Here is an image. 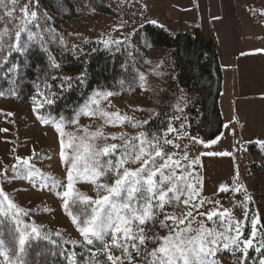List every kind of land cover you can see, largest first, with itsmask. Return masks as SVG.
<instances>
[{
    "label": "trees",
    "instance_id": "16d2710c",
    "mask_svg": "<svg viewBox=\"0 0 264 264\" xmlns=\"http://www.w3.org/2000/svg\"><path fill=\"white\" fill-rule=\"evenodd\" d=\"M148 2L149 0H38V7L33 8L30 5V11L35 10L38 13L35 23H38L39 27H34L33 24H29L28 27L32 32L39 33V36H33L29 40L28 34L22 33L21 41L29 40V44L20 52L13 51L9 55V49L5 48L3 58L0 59V96L22 103H32L35 114L38 118H43L41 121L72 124L70 121L79 118L77 114L89 103L95 92L113 93L103 101L107 102L108 106L111 100L125 95L134 93L146 95L148 88L145 85L144 70L152 66L151 71L147 69L145 71L151 79H157L155 111L148 118V123H143L134 132L131 131L133 122L123 121L122 126H127V129L118 128L111 133L110 139L114 134L124 133L128 137H134L142 131L148 134L149 139L152 135L160 137L166 135V138L173 140L174 144L176 140L185 136L198 137L204 141L216 139L224 128L219 105L223 73L217 42L213 37L206 38L199 26H192L184 32L172 34L163 26L145 22ZM25 3L26 0H18L16 11L12 16L8 15L12 9L11 0H3V3H0V31L7 29L10 33L15 32L25 19L24 14L19 10ZM247 13L251 18L261 19L264 24V13L256 11L251 13L250 10H247ZM105 19L118 24L123 31L131 32L130 38L114 40L119 43H111L106 47L103 43L106 40L98 37L87 38L70 25L72 22H79L85 30H89L93 23L98 24ZM96 30L93 28V34H97ZM12 42L15 43L14 35ZM151 51L161 52V59L157 64L150 63L148 53ZM50 56L55 58V63L61 65L59 70L50 66ZM82 72L86 73L83 79H73L67 83L61 79L69 76L76 78ZM45 82L51 86V91L56 95L52 97L53 103H43L42 107H38L37 105L42 102L38 93L44 90ZM62 83L64 87H61ZM169 126L177 131L168 133ZM111 140V144L123 143L119 139ZM244 147L245 177L252 181L253 196L241 187L239 192L235 191L234 186L230 184L227 192L218 189L216 194L212 195L214 199L211 204L214 205V201L230 202L228 210L232 217L234 218L235 214L243 216L239 220L244 222L241 239L249 237L250 221L257 217L254 247L248 249L247 258L243 259L242 264H258L260 257L264 255V249H261V253L255 251L257 241L264 239V206L260 204L259 208L256 201L261 196L264 197V194H257L255 190L264 186V141L246 142ZM173 150L172 145L165 146V151L173 152ZM110 158L115 161L119 158V153L114 157H99L102 162ZM174 159H178L177 155ZM127 164L128 168L135 166L131 161ZM200 172L202 183L207 187L208 175L204 171L202 176L201 167ZM191 175L195 177L194 174ZM100 182L105 181L101 178ZM107 182H111V178ZM87 186H89L88 190L76 186L74 193L79 191L92 197L93 200L96 199V185L90 183ZM171 195L169 193V196ZM73 199L75 195L70 197L69 205L73 213H76L77 209L71 208ZM117 200L126 201L127 195L123 194ZM78 207L80 211L90 213L95 205L81 203ZM182 208L181 204L166 205L164 213L173 215ZM206 211L208 212L209 208ZM245 211H247V219ZM32 214L31 211H26L25 215L22 211L19 217L24 224L40 226L42 235H47L48 239L33 240L32 247L25 257L28 264H69L65 256H70L73 250L76 253L73 260L83 264L85 257L80 255L83 249L79 246L73 249L71 244L65 243L82 241L83 238H74L61 227L39 222ZM159 218L163 219V214ZM201 218L206 220L204 226L209 229L215 228L219 231L223 223L218 217H213L215 224L207 220L206 216ZM166 223L169 225L168 228H161L156 224L152 229L153 232L161 237L167 235L174 228V224L172 220H167ZM10 232L11 229L5 225L4 235L9 239ZM57 232L60 235H56ZM111 240L112 237L108 236L109 244ZM157 246L158 244H149L150 249ZM65 249L68 250L67 253L61 255ZM111 251L115 256L121 255L119 249L113 247ZM217 253L225 262L241 264L240 258L243 253L239 251L233 255L221 248ZM10 257L15 261V256H11V253ZM139 259L134 258L133 264ZM0 264H7L2 255H0Z\"/></svg>",
    "mask_w": 264,
    "mask_h": 264
},
{
    "label": "snow or ice",
    "instance_id": "6c2138e0",
    "mask_svg": "<svg viewBox=\"0 0 264 264\" xmlns=\"http://www.w3.org/2000/svg\"><path fill=\"white\" fill-rule=\"evenodd\" d=\"M0 3H3V0H0ZM11 4L12 9L8 12L9 16L16 11L18 0H11ZM30 5L33 8L38 7V0H26L23 7L19 9L25 19L14 33H10L7 29L0 31V59L3 58L5 48L9 49V55L13 51L20 52L28 47L29 40L33 36H39V33L32 32L28 27L29 24L39 27V24L35 23L38 13L35 10L30 11ZM22 33H27L29 40L21 41ZM13 35L15 43L12 42ZM103 43L107 47L111 43L118 44L119 41L106 40ZM50 66L58 70L61 68V65L55 63V58L51 56ZM85 76L86 73L82 72L79 77L69 76L61 79L67 83L73 79H83ZM64 83L61 87H64ZM38 95L42 98V102L37 106L42 107L43 103H53L52 97L56 93L51 91V86L45 82L44 90ZM112 95V92H95L90 103L86 104L77 115H96L92 106L98 107L101 100H106ZM100 115L107 117V123L113 126L117 121L121 123L126 120L131 121V118L121 116L118 112L101 111ZM44 122L47 123V121ZM70 123H78V119ZM143 123L146 124L148 121ZM61 124H57V130L63 137L65 133ZM135 126L136 124L133 123V127ZM175 131L177 130L171 126L167 129L168 133ZM84 132L85 136L80 138L78 144L73 145V134H68L67 145L63 139L61 140V157L69 165L68 182L66 190L57 193L65 198L63 206L83 237L82 241H66L65 243L71 244L73 249L76 246L83 249L80 253L82 257H85L83 264H108V262L110 264H126V262L133 264L134 258L137 257L140 259L136 261V264H218V261L210 258H214L221 248L233 255L237 251L243 253L240 258L241 264L243 259L247 258L248 249L254 247L253 242L257 236L258 221L256 219L250 221L249 237L241 239L244 222L235 220L229 210L219 211L213 208L207 213H199L200 216H206L209 221H213V217H218L223 222L222 231H217L215 228L209 229L204 226L203 222L199 228L193 229L191 227L193 221H188L187 227L179 228V225L185 224L188 217L193 216L191 208L187 210L183 218L164 213L166 205L178 206L181 203L189 205L199 194L196 185L188 182L183 173L179 176L176 174V169L181 168L180 160L174 159L175 152L165 151L166 145L179 147L173 143V140L166 138V135L164 137L152 135L149 139L148 134L142 131L134 137H128L124 133L114 134L111 139L122 140V144L112 143L98 147L96 144L98 138L108 139L103 131L89 132L85 128ZM65 147L73 148L74 154L71 157L64 152ZM117 153H119V158L115 161L110 158L102 162L99 159L101 156L114 157ZM223 154L227 155V153ZM184 158H187L186 155ZM129 161L139 163L140 166L135 169L125 167ZM101 178L105 182H100ZM109 178L111 182H107ZM76 182L95 184L97 198L93 200L92 197L79 191L74 193ZM53 185H58L54 178ZM219 190L227 192L229 189L226 185H221ZM235 191L239 192L240 188H236ZM169 193L172 195L169 196ZM123 194L127 195V200L119 202L117 198ZM73 195L75 199L71 201V208H76V213L70 209L67 199ZM0 197H2L0 199V255L4 256L7 264H28L25 257L32 247L33 240L48 239V236L42 235L40 226L27 225L21 221L19 214L23 210L3 194L2 188H0ZM182 197L186 198L182 200ZM81 203L95 205V207L90 213H86L80 211L78 205ZM203 203L204 201L200 200L198 204H191V207L198 209ZM214 203L218 204L219 201ZM161 214H163V219L159 218ZM245 217L247 219V211H245ZM167 220L176 222V228L162 237L153 232L152 229L156 224L161 228H168ZM213 223L215 224L216 221ZM5 225L11 229L10 239L4 235ZM192 231H196L197 235L188 236L187 234ZM56 235L60 233L57 232ZM108 236L112 237L111 244L107 242ZM149 244H158V246L150 249ZM113 247L119 249L121 255H113L111 251ZM261 249H264V239L257 241V246H255L257 253H261ZM67 251L65 249L61 255H65ZM10 253L11 256H15V261L11 259ZM75 255L73 250L70 256H65L69 264H78L73 260ZM100 257H105V259H100ZM258 264H264V255L260 257Z\"/></svg>",
    "mask_w": 264,
    "mask_h": 264
},
{
    "label": "rangeland",
    "instance_id": "374dc122",
    "mask_svg": "<svg viewBox=\"0 0 264 264\" xmlns=\"http://www.w3.org/2000/svg\"><path fill=\"white\" fill-rule=\"evenodd\" d=\"M239 8L241 10L240 15L244 21L246 23L251 22L255 36H262L264 38V24L262 20L251 18L247 13V10H250L251 13L255 11L264 13V0H239ZM162 12L163 17L167 20L162 21ZM171 16L172 11L168 7L166 0H149L146 5L144 21L158 24L169 30L175 28V23L171 19ZM70 25H73V29L78 30L79 34H84L87 38L92 39L98 37L107 41L128 40L131 34V32L120 29L118 24L106 19L98 24L93 23L89 27V30H85L79 22H72ZM192 26L198 25H185L174 29L173 32L169 31L172 34H177L192 28ZM93 28L97 29V34H93ZM73 41L76 43L75 40ZM148 57L151 65L157 64L159 59H161V52L151 51L148 53ZM145 70V85L148 88L146 95H142L141 93L125 95L111 100L109 106L107 102L101 100L98 107L92 106V110L96 112V115H79L78 123L67 124L63 122L61 124V121H47L46 123L43 120L41 121L35 114L32 103H22L9 97L3 98L0 96V188L3 189V194L7 195L25 213L26 211H31L37 221L61 227L74 238H83L76 224L73 223L71 216L68 215L63 206L65 198L57 195L58 192L62 193L66 190L68 182L67 172L69 165L61 157V140L63 139L67 145L69 141L68 134H73V145L78 144L80 143V138L85 136L84 129L87 128L89 132L102 130L104 136L108 137V139L98 138L96 140L98 147L111 144V133L118 128L127 129V126H122V123L119 121H117L115 126L107 123V117L101 116V111L108 113L118 112L121 116L131 118V121L136 124L135 127L132 126L131 131H136L156 109L155 94L158 90L157 79H151L147 72L152 70V66L147 71ZM240 76L237 68L230 67L225 81L223 82L222 79L220 104L225 118L223 133L211 141H204L193 136H185L175 142V145L179 147L174 148L173 152L176 153L181 164V168L176 169V174L179 176L183 173L187 177L188 182L196 185L199 194L193 199L191 204H198L200 200L204 201L203 205L198 209L192 208L191 204L183 205L181 203L183 205L182 210L174 212L173 215L183 218L187 210L191 208L193 216L188 217L185 224L179 225V228L187 227L188 221H193L191 224L193 229L199 228L201 222L203 224L206 223V220H202L201 217L203 216H200L199 213H207V208L209 210H211L210 208H216L219 211H224L230 207V202L214 203V205L209 202L213 201L214 196L212 195L216 194V191L220 187L207 189L204 183L201 185L200 167L202 169V176H204V167L211 172V168L217 165L213 162L216 157H230L233 159V166L231 167L233 180L231 184L234 186V189L241 187L252 195V181L245 177L246 156L243 153L245 148L244 143L248 141L239 140L243 123L238 124L236 128V124L231 122L232 118L229 117L230 113H228L231 93L233 91L240 93L236 89L240 83ZM256 77V73L253 76L250 74L248 81L251 83L260 82ZM57 124H61L62 130L65 133L63 137L61 136V132L57 130ZM63 150L69 157L74 154L72 147H65ZM223 153H227V155ZM185 155L186 159L184 158ZM211 162L212 164H210ZM139 166V163H135V166H132L131 169L138 168ZM125 167L128 168V164ZM188 173L194 174L195 177L188 175ZM211 177L212 175H209L206 184L211 182ZM53 178L58 182L57 186L53 185ZM89 184L90 182H76L74 183V188L78 186L79 189L88 190L89 186L87 185ZM255 192L260 195L264 194V186L255 190ZM184 198L186 197H182L181 199L183 200ZM67 199L70 203V197ZM260 204L264 206V197L262 196L256 201V205L259 206ZM233 216L238 221L243 217L236 214ZM193 217L195 218L194 220ZM255 219L257 220V217ZM172 224L176 228V222L173 221ZM220 229L222 227L219 228V231L223 230ZM231 234L234 235V233ZM187 235L195 236L197 233L196 231H192ZM213 259L218 261V264H231L221 260L218 253H216Z\"/></svg>",
    "mask_w": 264,
    "mask_h": 264
},
{
    "label": "crops",
    "instance_id": "0c3cea01",
    "mask_svg": "<svg viewBox=\"0 0 264 264\" xmlns=\"http://www.w3.org/2000/svg\"><path fill=\"white\" fill-rule=\"evenodd\" d=\"M166 1L172 11L171 19L175 23V28L169 29L171 32L185 25H198L206 38L213 37L216 40L223 82L230 67L239 71L240 83L236 89L240 93H231L228 109L231 122L236 124V128L243 123L239 140L264 141V38L256 37L251 22L246 23L241 17L239 0ZM161 16L162 21L167 20L163 17V12ZM255 73L260 82H249V75L253 76ZM219 105L225 127L220 97ZM213 162L217 165L211 168V172L204 167L206 175H212L207 187H228L233 177V159L216 157Z\"/></svg>",
    "mask_w": 264,
    "mask_h": 264
}]
</instances>
